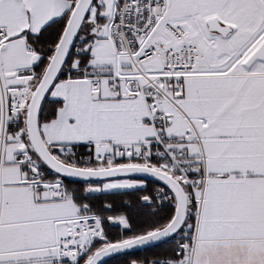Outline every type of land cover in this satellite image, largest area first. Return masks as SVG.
<instances>
[{
  "label": "snow or ice",
  "instance_id": "1",
  "mask_svg": "<svg viewBox=\"0 0 264 264\" xmlns=\"http://www.w3.org/2000/svg\"><path fill=\"white\" fill-rule=\"evenodd\" d=\"M0 264H264V0H0Z\"/></svg>",
  "mask_w": 264,
  "mask_h": 264
}]
</instances>
